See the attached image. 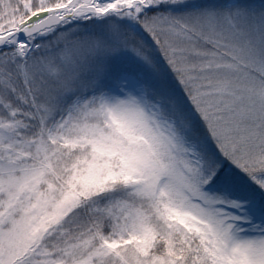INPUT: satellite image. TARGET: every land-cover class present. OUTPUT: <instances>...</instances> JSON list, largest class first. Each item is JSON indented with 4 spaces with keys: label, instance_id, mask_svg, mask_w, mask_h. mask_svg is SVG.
Here are the masks:
<instances>
[{
    "label": "snow or ice",
    "instance_id": "snow-or-ice-1",
    "mask_svg": "<svg viewBox=\"0 0 264 264\" xmlns=\"http://www.w3.org/2000/svg\"><path fill=\"white\" fill-rule=\"evenodd\" d=\"M0 264H264V0H0Z\"/></svg>",
    "mask_w": 264,
    "mask_h": 264
}]
</instances>
